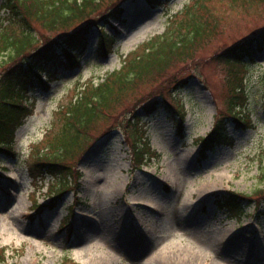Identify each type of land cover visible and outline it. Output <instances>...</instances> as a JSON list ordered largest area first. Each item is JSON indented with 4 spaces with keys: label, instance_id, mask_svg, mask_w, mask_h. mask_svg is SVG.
Instances as JSON below:
<instances>
[{
    "label": "rangeland",
    "instance_id": "374dc122",
    "mask_svg": "<svg viewBox=\"0 0 264 264\" xmlns=\"http://www.w3.org/2000/svg\"><path fill=\"white\" fill-rule=\"evenodd\" d=\"M192 1L160 0L150 8L143 0H124L126 27L111 22L115 30L111 25L102 28L107 37L115 33L109 52L101 53L97 45L101 30L91 28L78 66L63 70L58 64L60 74L47 88L29 92V108L15 132V157L0 156V264H264V203L253 208L249 205L254 203L245 201V210L238 215L214 204L228 192L253 197L264 187V50L249 56L247 68L219 58L224 49L264 31V4L197 0L190 13L202 19L208 15L209 33L196 57L176 63L137 90L138 97L149 102L160 94L167 100L174 95L184 111L182 137L163 110L147 118L148 142L157 156L134 171L122 131L99 135L92 151L78 161L83 172L78 194L64 193L50 212L32 206L34 201L51 202L52 178L34 183L27 163L31 147L54 124L55 111L84 83L100 82L118 69L140 42L174 20L177 25L186 21L180 13ZM3 17L0 9V23ZM94 18L79 21L72 30ZM33 35L38 37L37 31ZM39 40L38 46L43 42ZM172 77L189 81L178 91L174 82L165 89ZM237 86L246 93L240 118L244 126L230 123L228 143L203 161L199 141ZM136 99L130 101L135 105Z\"/></svg>",
    "mask_w": 264,
    "mask_h": 264
},
{
    "label": "trees",
    "instance_id": "16d2710c",
    "mask_svg": "<svg viewBox=\"0 0 264 264\" xmlns=\"http://www.w3.org/2000/svg\"><path fill=\"white\" fill-rule=\"evenodd\" d=\"M153 8L160 0H143ZM264 4V0H243ZM124 0H4L1 10L5 13L0 23V156L5 159L15 157V132L18 121L27 112L26 102L29 92L35 87L47 86L50 79L58 74V67L72 69L78 66V57L85 53L89 46V29L97 28V40L101 53L110 51L115 34L107 35L102 31L112 21L123 24L121 8ZM197 5L193 0L185 6L180 14L186 15V21L177 25L172 21L164 33L157 35L149 42L129 53L122 60L121 66L106 74L102 81L84 83L78 92L55 111L54 124L47 127L43 137L31 147L28 156L27 171L34 183L48 184V196L52 209L61 196L76 188V181L81 176L78 161L89 151L99 135H105L114 129H120L130 149L133 161L140 166L144 156L150 157L145 133V120L163 109L170 120L174 116L180 119L174 123L178 134H181L183 106L160 94L150 102L138 97V88L158 79L176 63L194 59L201 42L209 33L208 15L191 14L190 9ZM205 13L208 9L200 4ZM178 14V15H180ZM95 17L76 30L73 26L81 20ZM111 27V26H110ZM37 31L38 37L33 35ZM50 35L45 37L44 35ZM42 45H37L39 38ZM38 46V47H37ZM264 50V31L240 44L224 49L219 58L227 64L247 68L253 52ZM60 62V63H58ZM46 73V80L40 77ZM189 77L177 80L174 77L165 85L168 89L174 82L178 90L185 88ZM137 98L135 105L130 101ZM141 100V101H140ZM170 101H174L172 104ZM245 90L237 86L229 95L225 107L217 111L211 131L199 143L202 145L201 160L215 148L226 145L229 141L227 127L234 122L235 126H244L240 122L245 107ZM132 105L130 107H127ZM126 107V108H125ZM140 108V109H139ZM141 114V115H140ZM77 165V167H76ZM253 197L238 192H228L215 199L219 209L230 214L244 211L242 204L247 201L254 208L264 203V187L254 191ZM253 200V201H251ZM35 209H42L36 201ZM66 223L65 226H67ZM64 227V226H63ZM3 251L0 249V255Z\"/></svg>",
    "mask_w": 264,
    "mask_h": 264
}]
</instances>
